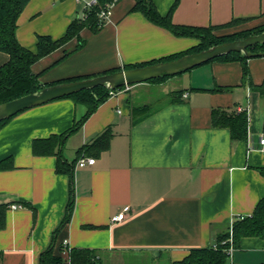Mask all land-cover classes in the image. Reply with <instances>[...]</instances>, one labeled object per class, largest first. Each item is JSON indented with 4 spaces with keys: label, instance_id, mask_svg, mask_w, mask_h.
Returning a JSON list of instances; mask_svg holds the SVG:
<instances>
[{
    "label": "crops",
    "instance_id": "0c3cea01",
    "mask_svg": "<svg viewBox=\"0 0 264 264\" xmlns=\"http://www.w3.org/2000/svg\"><path fill=\"white\" fill-rule=\"evenodd\" d=\"M85 1L29 0L18 20V40L36 51L39 35L62 37L73 19L84 17ZM137 1L119 0L98 32L83 28L82 47L74 50L75 37L35 62L32 70L50 84L159 59L198 42L132 10ZM149 1L167 14L175 0ZM236 17L251 19L234 30L263 24L264 0H179L172 13L174 22L198 26ZM8 59L0 50V66ZM247 63L251 81L261 84L264 56ZM177 75L154 83L166 85L179 77L182 87L162 93L138 122L132 107L151 101L135 102L133 91H145L152 82L117 89L67 136L63 155L71 161L107 126L113 131L108 148L93 155L95 163L75 165V207L56 245L64 264H70L73 247L95 249L102 264H168L192 248L214 246L237 217L252 214L264 197V175L257 169L264 165L258 147L264 99L244 81L241 61L211 60ZM180 89L182 100L171 102V92ZM214 108H247V139H234L228 127H214ZM86 111L85 103L60 97L20 111L0 128V160L11 156L14 162L0 170V204L9 205L0 229V264H40L64 217L70 181L67 173L57 171L56 155L34 154L33 141L64 132ZM12 203L24 206L12 208ZM123 210L126 218L113 222L112 216ZM228 261L264 264V239L243 237Z\"/></svg>",
    "mask_w": 264,
    "mask_h": 264
},
{
    "label": "trees",
    "instance_id": "16d2710c",
    "mask_svg": "<svg viewBox=\"0 0 264 264\" xmlns=\"http://www.w3.org/2000/svg\"><path fill=\"white\" fill-rule=\"evenodd\" d=\"M29 0H0V50L9 54V59L0 66V103L20 97L30 92L37 91L44 87L39 74L32 70V65L45 55L61 47L73 38H77V46L74 50L82 47L86 40L81 36L83 28L88 27L93 32H98L106 21L100 18V12L107 8L109 4L117 3L119 0H97L96 3L85 8V16L76 17L69 25L66 33L53 39L48 35H39L37 41V50H31L23 46L17 38V27L19 17ZM179 0H175L167 14H162L154 2L149 0H139L133 6L132 10L141 11L151 22L163 26L177 36L194 37L198 42L186 50L175 52L159 59L150 61L126 64L123 68L143 66L159 61H166L178 58L184 54L206 49L214 44L226 41L241 39L251 34H258L264 31V23L225 32H213V29H221L231 25L242 24L249 21L248 17H236L225 24L198 26L180 24L173 21L172 13ZM253 52L264 51V43H258L249 47ZM71 52H66L65 56ZM64 56V57H65ZM240 60L243 68V77L245 82H250L254 89L258 90L264 99V80L261 84H254L251 81L247 60L249 59L243 52L233 51L212 60ZM211 61V60H210ZM122 67L113 68L106 72H112ZM89 76H77L68 80L81 79ZM170 76H161L150 79L148 82H162ZM61 82V81H60ZM57 83V82H55ZM53 84V83H50ZM133 85V84H132ZM121 86L115 89H109L105 86H97L91 89H83L73 94L64 96L71 97L76 102H82L87 105L86 113L73 126L60 134H52L44 138H36L33 141V152L36 155H56L57 171L69 175V199L66 205L65 214L59 225L56 227L53 239L50 245L42 251L40 255V264H64V257L61 252L56 251L57 237L61 229L70 221L75 207V183L74 168L78 160L84 156H93L99 154L102 150L108 148L113 131L111 126H107L89 143L82 145L78 154L73 160H68L63 155V148L67 136L73 131L79 129L85 120L96 110V108L106 101L111 91L123 88ZM226 88L214 87L211 90H225ZM183 90L172 91L170 94L171 102L182 100ZM153 107L149 105H134L133 121L138 122L144 117L145 112L152 111ZM13 117V116H12ZM10 118L0 121V128L4 126ZM212 124L214 127H228L231 136L234 139H247L248 137V113L247 111L229 110L225 108H214L212 111ZM14 166L13 158L8 156L0 160V170L8 169ZM257 169L264 175V165L257 166ZM24 205V204H23ZM8 204H0V229L6 225V210ZM93 226V225H89ZM232 231V242L230 233ZM246 236H256L264 239V197L259 200L252 214L237 217L231 224L230 231L218 236L217 243L211 247H196L183 258L171 261L168 264H229L228 247L233 244L236 248L240 241ZM227 240L226 242H224ZM216 246V247H215ZM63 242L60 244V251L64 249ZM70 264H102L99 253L92 248L73 247L69 250Z\"/></svg>",
    "mask_w": 264,
    "mask_h": 264
},
{
    "label": "water",
    "instance_id": "95a60500",
    "mask_svg": "<svg viewBox=\"0 0 264 264\" xmlns=\"http://www.w3.org/2000/svg\"><path fill=\"white\" fill-rule=\"evenodd\" d=\"M258 43H264V31L241 39L214 44L206 49L187 53L171 60L121 68L116 71L81 79L48 84L37 91L0 103V121L10 118L29 107L64 97L83 89H91L97 86L115 89L121 86L147 82L150 79L161 76L177 75L233 51L243 52L249 58L264 56V51L253 52L249 50L250 46Z\"/></svg>",
    "mask_w": 264,
    "mask_h": 264
},
{
    "label": "built area",
    "instance_id": "2783aa9c",
    "mask_svg": "<svg viewBox=\"0 0 264 264\" xmlns=\"http://www.w3.org/2000/svg\"><path fill=\"white\" fill-rule=\"evenodd\" d=\"M97 0H88V1H85V8L91 6L92 4L96 3ZM113 6H114V3L112 4H109L107 6V8L103 9L101 12H100V18L104 21H108L110 18H111V14H112V9H113ZM85 16V14H84ZM126 88H129L130 85H126L124 86ZM115 91L112 90L111 93H114ZM184 96H187V94H184ZM247 111L248 113V109L247 108H238V111ZM259 149L264 151V133L261 134V136L259 137ZM96 161V158L94 156H82L78 162H77V165L78 166H85L86 164H93L95 163ZM24 205L21 204V203H12L10 204V207L12 208H19V207H23ZM127 216V211L123 210V211H120L116 214H114L112 216V221L113 222H117V221H121L123 219H125ZM243 216V215H242ZM230 242H232V231L230 233V238L228 239ZM227 240H225L224 242H226ZM216 247V246H215ZM234 246L233 244H231L229 247H228V253L229 255L231 256L233 254V251H234Z\"/></svg>",
    "mask_w": 264,
    "mask_h": 264
},
{
    "label": "rangeland",
    "instance_id": "374dc122",
    "mask_svg": "<svg viewBox=\"0 0 264 264\" xmlns=\"http://www.w3.org/2000/svg\"><path fill=\"white\" fill-rule=\"evenodd\" d=\"M238 26H239V24H238ZM238 26L237 25H231V26H227V27L221 28V29H213V32H217V31L225 32V31H229V30H234ZM176 76H178V75H176ZM177 78H179V77H175V79H172L166 85H158V84L153 83V85H151V86L144 87V88H148V89H146L147 91L146 90L142 91L141 89H140V92L133 91V100L135 102H138L140 99H145L147 101H151V104L149 105V107H152V105H156L155 103L159 100V96L162 93H164L165 91H169L171 89H176V88L182 87L180 79H177ZM156 98H158V99L154 100Z\"/></svg>",
    "mask_w": 264,
    "mask_h": 264
}]
</instances>
